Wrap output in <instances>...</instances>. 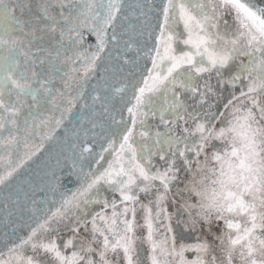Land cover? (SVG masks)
<instances>
[{"label":"snow or ice","instance_id":"6c2138e0","mask_svg":"<svg viewBox=\"0 0 264 264\" xmlns=\"http://www.w3.org/2000/svg\"><path fill=\"white\" fill-rule=\"evenodd\" d=\"M154 7L0 0V186L80 110L40 191L57 169L78 186L51 204L19 189L33 223L0 264H264V7L166 0L152 28Z\"/></svg>","mask_w":264,"mask_h":264},{"label":"water","instance_id":"95a60500","mask_svg":"<svg viewBox=\"0 0 264 264\" xmlns=\"http://www.w3.org/2000/svg\"><path fill=\"white\" fill-rule=\"evenodd\" d=\"M106 2V0H105ZM134 0H125V3H133ZM143 3L144 0H141ZM156 7L152 9V11L149 13L151 19L149 21L152 28L156 27L157 24V14L160 11V6L166 2V0H153ZM251 2L256 7H264V0H251ZM162 19V18H161ZM229 20V23H232V18L227 17ZM158 31V30H157ZM178 32H183L182 25L177 29ZM85 46L88 44H94L95 43V37L93 35H90L85 31ZM184 48L183 44L177 45V50ZM245 60V63H247V58H243ZM147 65V68L151 67V61L142 59L141 60V67L144 69V65ZM145 75L147 74L146 69H144ZM95 81H93L94 83ZM116 86L119 87L120 83L117 82ZM29 102L31 101V98L29 97ZM89 104H91V101H88ZM43 102L41 103L40 112H43ZM31 111L32 115L36 114V109L29 110L27 107H25L22 110V115L20 117V125L23 126V120L27 117L29 119V124H32V117L29 115V112ZM80 117V110L74 109L71 116H69L68 119L65 120V124L68 126L67 130H65L63 127L56 129V132L59 133V136H57L56 140L53 141H45L44 142V149L41 151L44 153V155L41 157L40 153H37V157H33L32 160L28 161L25 166L20 169V174L16 176L15 179H13L6 187L0 186V250H5L4 248L6 243H9L11 241H17L18 238L25 237L29 232V224L33 223L32 220V208L34 207L32 205L31 198H29L27 204L28 208L26 211H21V208L24 204V196L23 193L19 191V189L23 188L24 191L28 192L30 197L32 195L35 196V199L39 202L42 200H47L49 204H51L52 200L59 201L60 199V193L61 192H68L69 189L74 190L75 187L78 186L77 184V178L75 175H72L71 177V183L67 184V187L63 186L64 183H66L67 178V169H64L61 171L60 169H57V176L61 178L62 184L60 187H58L57 191L55 193L51 192L50 190L47 192H41V188H48L50 184L53 181V177L51 175V165L55 163V157L62 151L64 147H67L64 145L63 141L65 139V132L67 131V137L69 141V145L75 141V138L72 136V132L74 131L72 125L77 123ZM40 118H43L42 116ZM125 118L127 119V113L125 112ZM71 121V123H69ZM85 128L88 127V125L85 123ZM139 129H137L138 131ZM48 129L44 127L43 125L40 126L39 132L40 135L35 137V144L40 143V136H42L45 132H47ZM17 133L13 131V135H16ZM9 135V132L7 130L0 131V137H7ZM21 137L23 136V133H20ZM81 144L83 143V136L81 135L80 141ZM15 147V146H14ZM45 149H48L50 151H45ZM25 149L21 145L19 149V155H23V152ZM96 151H99L98 148H96ZM5 150L3 147H0V155H4ZM87 156V153H85ZM39 157V158H38ZM17 155H13V159H17ZM93 168H95V165H93ZM85 172L88 171V167L85 164L84 167ZM33 189H35V192L33 193ZM70 194V193H69ZM9 196H11V199H9ZM17 199L20 200V204L17 205L14 203ZM7 204V208L4 207V205ZM48 205L43 204H37L35 207H39L41 209L46 208ZM9 210L14 213L13 215L9 216Z\"/></svg>","mask_w":264,"mask_h":264},{"label":"rangeland","instance_id":"374dc122","mask_svg":"<svg viewBox=\"0 0 264 264\" xmlns=\"http://www.w3.org/2000/svg\"><path fill=\"white\" fill-rule=\"evenodd\" d=\"M186 242L192 243V242H195V241L192 240V241H186ZM146 248H147V246H145V253H144L145 256L147 255ZM186 255H187L189 258H193V257H194V253H186Z\"/></svg>","mask_w":264,"mask_h":264}]
</instances>
